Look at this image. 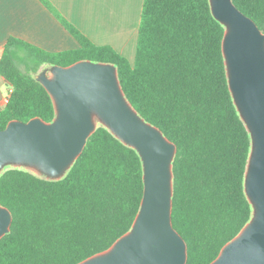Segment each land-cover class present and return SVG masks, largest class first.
<instances>
[{
	"label": "trees",
	"instance_id": "obj_1",
	"mask_svg": "<svg viewBox=\"0 0 264 264\" xmlns=\"http://www.w3.org/2000/svg\"><path fill=\"white\" fill-rule=\"evenodd\" d=\"M39 1L79 48L50 53L7 40L0 76L11 91L0 130L12 120L54 119L52 100L35 79L42 66L114 65L138 115L176 147L171 219L186 244V264H210L250 221L252 207L244 192L251 139L229 91L224 28L209 0H143L132 63ZM232 3L264 34V0ZM142 194L138 154L103 127L59 181L8 167L0 175V205L12 223L0 239V264H78L103 252L131 229Z\"/></svg>",
	"mask_w": 264,
	"mask_h": 264
},
{
	"label": "water",
	"instance_id": "obj_2",
	"mask_svg": "<svg viewBox=\"0 0 264 264\" xmlns=\"http://www.w3.org/2000/svg\"><path fill=\"white\" fill-rule=\"evenodd\" d=\"M224 28L222 53L233 103L251 139L244 192L250 221L210 264H264V34L232 3L209 0ZM49 94L55 117L12 120L0 130V175L10 167L59 181L98 127L138 154L143 194L131 229L108 249L78 264H186L187 247L172 226L175 145L142 119L121 88L114 65L78 61L35 76ZM12 216L0 205V239Z\"/></svg>",
	"mask_w": 264,
	"mask_h": 264
},
{
	"label": "crops",
	"instance_id": "obj_3",
	"mask_svg": "<svg viewBox=\"0 0 264 264\" xmlns=\"http://www.w3.org/2000/svg\"><path fill=\"white\" fill-rule=\"evenodd\" d=\"M54 10L96 46H110L130 63L135 56L143 0H48ZM9 38L50 53L78 42L39 0H0V58ZM11 89L0 76V111Z\"/></svg>",
	"mask_w": 264,
	"mask_h": 264
},
{
	"label": "rangeland",
	"instance_id": "obj_4",
	"mask_svg": "<svg viewBox=\"0 0 264 264\" xmlns=\"http://www.w3.org/2000/svg\"><path fill=\"white\" fill-rule=\"evenodd\" d=\"M135 49H136V47H135ZM44 69H47V70H48L49 67H47V66H46V67H45V66H42V67L40 68L39 72H41V71L44 70Z\"/></svg>",
	"mask_w": 264,
	"mask_h": 264
}]
</instances>
